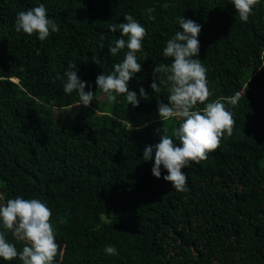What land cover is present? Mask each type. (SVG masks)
<instances>
[{
    "label": "trees",
    "instance_id": "1",
    "mask_svg": "<svg viewBox=\"0 0 264 264\" xmlns=\"http://www.w3.org/2000/svg\"><path fill=\"white\" fill-rule=\"evenodd\" d=\"M40 4L60 29L44 41L15 31L17 13ZM125 15L147 33L137 53L142 70L128 88L139 97L143 87L148 99L132 110L154 120L125 116L124 95L110 109L92 105L106 97L96 77L127 52H109L121 37L108 25ZM182 16L201 25L194 58L207 69L205 103L223 98L236 123L206 160L182 169L186 190L178 192L163 179L166 170L159 179L152 174L154 159L144 161L143 151L159 143L163 127L180 143L179 118L158 115L167 87L153 93L150 85L154 67L172 62L163 48ZM70 63L95 93L88 107L63 90ZM237 92L238 103L228 104ZM75 105L74 122L64 126L54 110ZM0 191V203L21 196L49 207L59 245L54 264H264V0L247 22L231 0H0ZM6 238L22 251L24 242L10 232ZM106 245L118 255H106Z\"/></svg>",
    "mask_w": 264,
    "mask_h": 264
},
{
    "label": "clouds",
    "instance_id": "2",
    "mask_svg": "<svg viewBox=\"0 0 264 264\" xmlns=\"http://www.w3.org/2000/svg\"><path fill=\"white\" fill-rule=\"evenodd\" d=\"M258 3L259 0H231L239 19L243 22L248 21ZM162 6L167 9L169 4L164 3ZM154 11L152 7L147 9L150 18H153L151 13ZM124 21L108 25L113 32L119 30L121 37L115 40L114 46H109V52L112 56H116L125 48L127 52L122 62L113 65L110 74H99L95 83L97 90L102 91L108 101L114 102L118 95H124L128 104L137 107L141 99H148V94L141 87L138 97L135 91H129L128 82L134 74L142 70L137 53L143 51L142 41L147 33L132 15H125ZM177 22L181 30L168 39L163 48V56L172 58V62L154 67L150 87L153 93L160 92V85L167 87L168 102H158V115L163 122L179 118L180 123L174 134L180 143L179 145L174 143L166 134L167 128L163 127L159 143L145 146L143 160L154 159L152 174L157 179L161 178L163 168L167 172L163 179L170 182L176 191L183 192L186 190L187 177L182 169L190 162L200 163L206 160L207 154L219 147L225 134L232 135L236 122L232 112L227 110L225 103L222 102L223 98L205 103L211 96L207 69L200 59L194 58L198 57L200 52L198 36L201 25L184 16L177 17ZM59 30L55 21L48 17L44 4L19 11L15 18L17 33L21 31L28 35L37 33L41 41ZM100 47H104L103 43ZM144 60H147L146 56ZM92 61L98 65L100 63L96 57H93ZM75 69L76 64L70 63L64 71L63 90L67 94L75 91L79 96L80 105L88 107L94 100L95 93L91 90L85 91L88 82L81 80ZM161 73L163 77L160 76ZM239 98L240 94L237 92L226 99L228 104L235 106ZM198 104H204V107L201 109ZM51 217L49 207L36 198L25 199L17 196L0 203V258L12 261L19 257L22 264H54L59 245L56 242ZM8 232L15 240L24 242L22 251L18 252L16 246L7 240ZM104 253L118 255L113 245H106Z\"/></svg>",
    "mask_w": 264,
    "mask_h": 264
},
{
    "label": "rangeland",
    "instance_id": "3",
    "mask_svg": "<svg viewBox=\"0 0 264 264\" xmlns=\"http://www.w3.org/2000/svg\"><path fill=\"white\" fill-rule=\"evenodd\" d=\"M97 104H102L105 109H110L114 105V102L108 101L107 97H105L104 95H99L93 101L92 105H97ZM118 104L124 105V108L126 109L125 116H128V118L134 117L135 119L138 116L139 117L144 116V115H139L137 113H134L132 110V105L128 104L127 101L123 103H118ZM79 109H80V106L75 105V107H72L66 110H54V114H55V117L60 120L61 124H63L64 126H67L69 122H74L75 120L74 115L77 114V111ZM143 118L154 120L152 116L150 117L144 116Z\"/></svg>",
    "mask_w": 264,
    "mask_h": 264
}]
</instances>
